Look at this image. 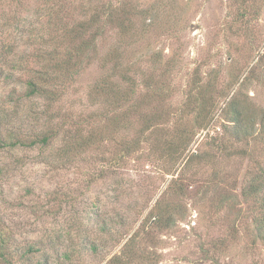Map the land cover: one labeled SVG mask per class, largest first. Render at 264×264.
<instances>
[{"label": "rangeland", "instance_id": "1", "mask_svg": "<svg viewBox=\"0 0 264 264\" xmlns=\"http://www.w3.org/2000/svg\"><path fill=\"white\" fill-rule=\"evenodd\" d=\"M114 1L160 6L156 25L136 42L114 32L105 42L120 44L128 60L178 50L171 77L177 109L195 80L216 76L221 92L212 123L194 141L203 159L192 171L191 192L181 200L169 195L179 204L173 222L150 231L141 246L155 250L158 264H264V228L255 222V201L243 193L264 165V0ZM43 4L0 1V264H103L120 252L121 236L149 218L171 176L162 172L157 153L152 158L147 141L125 160L117 141L107 138L76 155H60L65 134L96 128L89 116L99 107L90 90L102 70L83 66L67 87H58L52 105L27 94L28 79L44 64ZM66 22L73 24L71 17ZM235 95L247 117L258 120L230 156L231 149H213L211 143L228 139L224 125ZM46 134L47 144L41 141ZM109 153L118 159L114 165L105 163ZM217 195L224 202L214 203ZM102 225L113 226L114 235L104 236Z\"/></svg>", "mask_w": 264, "mask_h": 264}, {"label": "trees", "instance_id": "2", "mask_svg": "<svg viewBox=\"0 0 264 264\" xmlns=\"http://www.w3.org/2000/svg\"><path fill=\"white\" fill-rule=\"evenodd\" d=\"M45 3L42 10L48 21L44 34L39 35L46 45L44 64L37 70L35 78L28 79L27 94H39L52 105L60 97L58 87H67L83 66H99L102 74L90 90V98L99 107V113L89 116L90 120L97 121L96 128L85 135L82 130L65 134L60 155H76L107 138L117 141L120 158L125 160L141 150L143 143H150L152 158L157 153L160 163L163 161L165 165L162 172L171 176L170 181L152 206L149 218L132 233L122 235L120 239L124 241L120 252L103 264H158L159 256L155 250L146 252L141 240L158 226H169L179 207L175 199L181 200L191 192L195 181L193 174L196 173L192 171L203 159L193 145L197 134L212 123V112L221 93L218 78L215 80L214 76L206 83L203 79L195 80L179 110L172 104L174 93L171 86V77L178 64V50L169 57H164L162 52H153L144 58L128 60V54L120 44L108 47L105 42L110 32L136 42L156 25L160 6L147 8L138 3L114 0H45ZM243 16H246L245 12ZM67 17L73 20L72 25L66 22ZM140 19L144 21L139 29L137 23ZM142 62H148L150 66L145 70ZM230 100L231 116H227L224 125L228 139L221 142L214 138L211 145L213 149L217 147L225 152L232 150L229 155L233 156L236 153L231 147L234 144L238 147L252 133L258 119L247 117V107H241L237 95ZM260 114V123L264 126V112ZM51 131V135L56 134ZM51 135H44L41 141L47 144ZM103 157L106 164L118 162L115 154ZM243 193L246 201H255L253 211L258 214L255 222L262 232L264 165H260L258 174ZM170 194L176 195L175 199L169 200ZM225 199L217 195L213 202L222 203ZM101 229L104 236L115 233L113 226L102 225ZM90 242L88 247L97 250ZM70 253L64 252V257L70 258Z\"/></svg>", "mask_w": 264, "mask_h": 264}]
</instances>
